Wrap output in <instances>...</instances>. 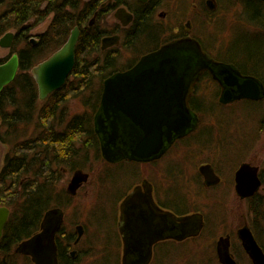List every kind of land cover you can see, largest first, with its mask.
Segmentation results:
<instances>
[{"label":"flooded vegetation","instance_id":"obj_1","mask_svg":"<svg viewBox=\"0 0 264 264\" xmlns=\"http://www.w3.org/2000/svg\"><path fill=\"white\" fill-rule=\"evenodd\" d=\"M110 1L112 0L105 1L102 6L106 8ZM117 4L111 11L114 12L116 24L112 28H107L104 23L108 18L103 20L100 52H95L94 58H98L99 55L104 57L112 49L119 52V58L128 53H134V57L110 76L133 68L146 54L184 38L183 34H180L169 40L167 24L166 27L162 26V29L156 25L161 20L167 21L168 0H119ZM96 16L97 13L90 20V26L95 23ZM164 33L166 36L162 39ZM114 36L118 38L117 43L103 48L104 39ZM144 38L147 41L143 42ZM201 45L215 61L233 64L243 75H249L234 63L216 58L204 48L202 43ZM204 79L211 80L218 86L217 91L210 93L208 89L198 87ZM104 83L99 91L100 103L94 115V133L98 143V147L95 146L94 149L98 153L96 155H99L103 161L98 184L94 185L95 187L98 185L99 188L98 200L86 211L81 210L80 214L78 211H73L79 191L91 182V173L85 169L86 164L70 170L64 168V177L69 171L73 174L64 194L56 192L53 205L45 211L39 230L26 239L43 232L42 223L45 216L54 210L56 214L52 218L53 225L61 222L54 237L57 264H183V262L189 264L186 261L189 255L196 257L194 264H222L218 256L221 238L229 240L225 241V245L229 247L231 256L238 264H242L243 260L247 261V264H254L240 237V232L244 227L249 228L264 251L260 229L257 230L254 226L258 222L263 224L264 215L258 220L255 215L252 217L251 205L252 198L256 197L260 190H264V168L251 162H243L238 166L235 164L247 149L254 145L255 139L239 141L238 138L237 141L233 137L222 136L218 131V125H215L216 120L210 118L209 125L205 121L209 116L208 111L214 112L215 107L231 106L247 99L228 104L221 103L220 97L224 90L222 84L214 79L210 71L200 72L194 78L186 98L188 109L197 118L195 127L191 131L171 143L165 136L164 152L158 157L152 154L149 159L121 157L119 160L110 161L103 154L102 138L95 130V116L101 107ZM131 123V121L123 122L118 127L119 134L116 141L125 149L131 148L129 143L138 140L141 131L140 127ZM163 131L167 133L166 126L163 127ZM245 163L259 168L262 186L253 196L243 199L236 192V174ZM203 166H207V173L209 170L212 171L210 176L213 179L210 181H215L216 176L219 178L217 183L208 184L202 171ZM229 167L231 170L227 173L226 169ZM78 171L84 172L87 178L75 193H71L68 186ZM227 186H233L239 201L246 205L245 217L248 219L243 220V224L235 228L227 219H220L217 214L213 215V209L223 205L221 202L224 193L221 197L220 192L221 190L224 192ZM203 191L207 192V200L199 202L194 195L198 192L203 194ZM210 209L212 210L208 213ZM192 214L200 215L203 226L201 229L195 228L192 236L180 239L179 236H182L187 228L183 218ZM47 228H49L48 224ZM221 228L222 234L219 233ZM187 243H191L190 246L194 248H188ZM19 244L15 247V252L35 264L31 255L16 251ZM93 252L94 256H91Z\"/></svg>","mask_w":264,"mask_h":264},{"label":"trees","instance_id":"obj_2","mask_svg":"<svg viewBox=\"0 0 264 264\" xmlns=\"http://www.w3.org/2000/svg\"><path fill=\"white\" fill-rule=\"evenodd\" d=\"M105 1L0 0V38L15 31L12 51L20 61L16 78L0 92V141L10 146L0 171V206L11 210L0 242L3 250H10L39 230L44 213L53 205L59 190L63 169L88 164L91 149L98 147L94 115L100 103L99 91L105 78L119 69L116 49L108 51L105 58L102 55L94 58V53L100 52L102 22L119 0L108 2L104 8ZM243 7L253 25H264L262 1L248 0ZM96 13L95 23L90 26ZM51 15L48 28L33 42L30 32ZM76 26L81 35L74 69L62 88L40 101L30 69L58 50ZM230 55L229 62L264 82L263 59L247 56L245 52ZM71 100L81 102L90 114L69 117ZM263 101L244 100L237 104L260 105ZM258 195L251 201H258ZM261 206L252 205L257 220L263 213Z\"/></svg>","mask_w":264,"mask_h":264},{"label":"water","instance_id":"obj_3","mask_svg":"<svg viewBox=\"0 0 264 264\" xmlns=\"http://www.w3.org/2000/svg\"><path fill=\"white\" fill-rule=\"evenodd\" d=\"M260 1L264 3V0ZM207 5L211 10L215 9L214 0H207ZM14 37L15 32H7L0 38V47L11 48ZM79 38L80 29L76 26L58 50L33 67L32 73L38 84L40 100H45L49 94L59 90L66 83L76 63ZM117 40V36L105 38L103 48L117 43ZM19 68L17 53L6 62L0 63V92L14 81ZM205 70L210 71L214 79L224 87L220 97L223 104L244 99H264V83L259 78L243 75L233 64L215 61L194 38L180 39L146 54L133 68L117 72L105 80L101 107L95 116V130L102 138L105 158L116 161L121 157L149 159L152 154L158 157L164 152L165 136L171 143L191 131L197 118L188 109L186 98L194 78ZM130 121L140 127L141 131L139 139L129 143L130 149H125L116 141L118 127L123 122ZM165 126L167 133L163 131ZM207 170V166L202 167L208 184L217 183L219 178L216 176L215 181H210L213 179L210 176L212 171L209 170V174ZM86 178L84 172L78 171L68 186L69 192L75 193ZM261 186L259 168L249 163L243 164L236 174L237 194L244 199L253 196ZM54 214V210L46 214L42 233L22 241L16 249L17 252L31 255L35 264H57L54 237L61 222L53 225ZM9 216V207L0 206V239L3 237ZM183 221L187 228L182 236H179L180 239L192 236L195 228L201 229L203 226L200 215H188ZM240 237L254 264H264V251L251 230L244 227ZM225 241L229 240L221 238L218 245L220 262L238 264L231 256Z\"/></svg>","mask_w":264,"mask_h":264},{"label":"rangeland","instance_id":"obj_4","mask_svg":"<svg viewBox=\"0 0 264 264\" xmlns=\"http://www.w3.org/2000/svg\"><path fill=\"white\" fill-rule=\"evenodd\" d=\"M168 1L167 21L164 22L161 20L160 23L156 24L161 29L162 26L166 27L165 24H167V39L172 40L180 36V34H183L182 36L184 38H197L203 42L204 47L209 53L216 58L225 61H228L231 58L230 53L236 55L244 52L247 56H253L256 59L264 60V25L261 23L253 25L248 20L249 15L247 10L243 7V4L248 0H232L234 4L229 0H214L215 9L213 10L208 7L207 0ZM107 18L108 20L105 21L104 25L107 28L114 27L116 24L114 12H110L107 15ZM51 19L52 15L30 32L32 41L36 42L39 39V35L46 31ZM165 36L166 34L164 33L161 38L164 39ZM32 38H34V40ZM145 41H147L146 38L143 39V42ZM20 46L23 47L24 43ZM13 54L15 53L12 51V47H0V63L3 62L1 61L2 59H4V62L7 61ZM133 57L134 53H128L124 55V57L122 56L117 59V68L124 67L127 61ZM32 69H30V72L33 75ZM195 87H197V85H195ZM198 87L206 88L210 93H214V91H217L218 86H216L211 80L204 79L200 85L198 84ZM68 108L70 110L69 117L77 113L83 114L87 112L90 114V110L86 109L79 101H69ZM208 115V118L205 119L206 124L209 125V122H211L210 118H212L213 121L216 120L215 125H218L220 135L228 136V138L233 137L234 139H237V141L238 138L240 139L239 141H246L249 138H252L251 141L255 139L254 145L247 149L246 153L238 159L235 166H238L243 162H251L264 168V101L261 102L260 105L252 102L235 103L231 106L219 105L215 107L214 112L208 111ZM235 147H237V145H235ZM9 148L10 146L4 145L0 141V171L4 162V156ZM96 154H98L96 150L91 149L90 163L86 164L87 167L85 168L91 173V182H88L81 188L75 199V208L73 211H78L79 214L81 210L86 211L90 205H93L98 200L99 188L98 185L97 187L94 185L98 184V177L101 173L100 171L103 161L99 155ZM230 170L229 167L226 169V172L229 173ZM72 175V171L66 173L58 190L61 194H64V190H66ZM224 189V192L222 190L220 192L221 197L224 193L221 202L223 205L219 208L213 209V215L217 214L220 219H227L232 227L235 228L237 225L239 226L240 224H243V220L248 219L245 217L246 205L239 201L233 186H227ZM206 196V191H203V194L202 192H198L194 195L195 199L199 202H205L207 200ZM259 204L262 205L261 209L263 210V213L261 214V210L260 214L263 216L264 190H260L258 201L251 202L253 207H257ZM211 210L212 209H210L208 213H210ZM254 215L253 212L252 217ZM254 226L257 230L260 229V237L264 243V222L263 224L258 222V224H255ZM222 232L223 230L221 228L219 233L222 234ZM190 244L191 243H187V247L191 249L194 248L193 246H190ZM16 246H13L10 250L0 249V264H34L30 259L16 253ZM209 251L211 252V249H209ZM214 254L215 253L213 252V255ZM91 256H94V252ZM207 256L205 259L208 262ZM211 257H213L212 253ZM195 259V256L189 255L187 256L186 261L189 264H194L196 263ZM183 264H185V262H183ZM242 264H247V261L243 260Z\"/></svg>","mask_w":264,"mask_h":264},{"label":"bare ground","instance_id":"obj_5","mask_svg":"<svg viewBox=\"0 0 264 264\" xmlns=\"http://www.w3.org/2000/svg\"><path fill=\"white\" fill-rule=\"evenodd\" d=\"M188 216V215H187ZM186 217V216H185Z\"/></svg>","mask_w":264,"mask_h":264}]
</instances>
